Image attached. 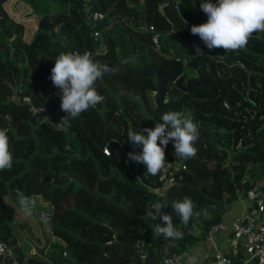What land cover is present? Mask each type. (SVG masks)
Here are the masks:
<instances>
[{"label": "trees", "instance_id": "16d2710c", "mask_svg": "<svg viewBox=\"0 0 264 264\" xmlns=\"http://www.w3.org/2000/svg\"><path fill=\"white\" fill-rule=\"evenodd\" d=\"M173 1L130 0L131 5L126 0H91L90 11L103 13V18L93 23L82 12L80 0H51L50 7L45 0H27L35 6L38 18L36 30L25 40L24 21H15L0 0V129L8 130L14 158L10 170L0 171V200L2 194L16 197L19 190L27 197L40 196L51 206L47 211L49 231L63 244L49 243L45 258L55 264H161L172 255L185 257L187 249L201 242L209 227L221 221L233 200L244 198L253 185L264 186V33L254 34L244 49L223 50L219 63L226 70L229 66V73L222 78L219 96L226 99L227 107L223 101L213 105L209 99L189 98V92L202 93L194 87L188 93L174 87L166 89L178 111L183 106L200 109L190 114L194 122L211 123V139L198 141L196 156L186 160L188 169L183 172L182 182L162 195L148 191L155 186L156 176L144 168L142 173L137 172L128 157H123L125 150L108 137L109 133L120 135V129L107 121L115 114L112 107L100 111L96 105L72 121L84 135L87 149L64 129L39 123L38 116L30 114L20 100L29 95L36 105L44 101L55 118H62V93L50 80L55 58L70 50L93 53L101 44L105 45L104 55L112 69L122 68L124 61L136 68L141 60H152L161 72L171 74L180 65L179 60H190L191 49L205 48L197 35L190 43L192 33L188 30L187 34V29L207 20L200 8L205 0H179L176 11ZM160 4L163 13L157 10ZM172 12H177L185 25L179 26ZM172 23L174 31L170 30ZM138 24L154 27L159 55L152 52L149 32L138 31ZM91 27L84 46V32ZM94 32L97 37L92 35ZM173 36H178L181 50L176 51L169 42ZM108 78L154 91L151 77L105 74L102 79ZM240 88H247L245 96L238 91ZM96 89L101 95L97 83ZM208 108L210 112L205 111ZM253 111L260 114L249 119ZM152 112L160 117L164 113L154 107ZM247 117L250 123L245 121ZM140 122L147 128H154L156 123L148 126ZM104 134L108 155L97 146ZM165 151L170 153V142ZM45 175L48 180L43 181ZM185 196L192 199L194 212L199 213L186 226L171 207ZM155 202L168 204L162 213L172 216L173 224L184 233L183 239L165 238L158 232L157 225L164 226V221L159 216L154 221L147 215ZM9 235L0 224V241L10 250V256L0 259L4 264L12 259L18 264L24 259L26 264L47 262L34 255L25 256L13 240H8Z\"/></svg>", "mask_w": 264, "mask_h": 264}, {"label": "clouds", "instance_id": "9594fccd", "mask_svg": "<svg viewBox=\"0 0 264 264\" xmlns=\"http://www.w3.org/2000/svg\"><path fill=\"white\" fill-rule=\"evenodd\" d=\"M200 8L207 15V20L193 25L190 31L200 38L209 51L217 48L224 51L241 50L254 34L264 33V0H216V3L205 0L200 3ZM196 54H203L202 49L196 48ZM108 71L104 63L95 60L87 51L82 54L62 52L55 58L50 80L62 93L60 108L65 113L59 124L70 127L71 121L81 113L104 102L105 97L96 90V82ZM7 131L0 129V171L10 170L13 166V152ZM199 135V126L190 114L170 109L162 114L154 128L128 131L129 142L140 149L138 152H129L128 157L143 164L149 175L156 176L168 164L165 148L170 141L173 142L175 153L187 160L196 156L195 145ZM16 197L24 215L31 216L33 201L19 190H16ZM167 205L155 202L147 210V215L154 221L158 216L164 221V226L158 224L157 230L165 238L183 239L184 233L173 224L172 216L162 213V208ZM171 207L185 226L194 215L199 216V213L194 212V202L187 196L181 202H174ZM189 264H199V261L193 256Z\"/></svg>", "mask_w": 264, "mask_h": 264}, {"label": "rangeland", "instance_id": "374dc122", "mask_svg": "<svg viewBox=\"0 0 264 264\" xmlns=\"http://www.w3.org/2000/svg\"><path fill=\"white\" fill-rule=\"evenodd\" d=\"M2 1H3L2 4L5 7V9L9 13H13V19L15 21H24L25 27H23L24 33L22 39L25 40L29 39L37 28L38 14H36L35 12V8H34L35 6L29 4L27 0H2ZM45 1L50 7L51 0H45ZM178 1L179 0L173 1V9L175 11H176L175 8L177 7L176 3ZM126 2L133 5L130 2V0H126ZM157 10L163 13L164 12L163 5L160 4ZM172 15L175 16V20L179 26L185 25L184 20L179 17V14H177V12H172ZM196 22H200V20L197 19ZM136 23H138V21H136ZM192 26L193 25H191V27ZM190 29L191 28L187 29V32L189 30V32L191 33ZM170 30L172 31V27L170 28ZM189 32L187 34H190ZM178 34H180V32H178ZM173 37L174 38L169 42L175 46V48L177 49L176 51L181 50L182 44L180 42H176V38H177L176 36ZM194 37L195 36L193 34H190L189 37L190 43L193 42ZM153 51L152 52L154 54L159 55V52L157 50H153ZM212 52L216 56H220L221 58L224 57L223 49L217 48L212 50ZM213 54H211L212 57H214ZM208 61L211 63L202 62L200 64L201 70L205 69L207 72H209L210 70V73H214L217 72L216 70H218L216 69V66H219V68L223 66L222 63H219V65H214L212 63V59H209ZM182 70L185 72V74L188 73V75H192L194 73L192 69H187L186 67H182ZM219 73H221V76L224 77L226 73H228V69L226 70V68L223 66ZM262 82L264 83V80H262ZM6 83L11 84L9 81H6ZM96 83L98 85V89L100 88V90L102 91L101 95L105 97L104 102L97 105L98 110L102 111V110H106L109 107H112L115 111V114L114 116L108 118L107 121L113 127L115 128L118 127L120 129V135L115 136L114 134L109 133L108 137L112 141L118 143L120 147H122L125 150L123 157L127 158L129 152L140 151L139 148H135L134 145L131 142H129L127 138L128 131L129 130L140 131L143 128H147L140 121H145V123H147L149 126L150 124L155 123L157 119L161 118L160 116H156L152 112L153 103L151 100V95L153 94L154 91L153 92L150 90L147 91L145 89L134 88L131 87L130 85H126L123 83L121 84V82L117 78L100 79ZM13 86L14 85H12V87ZM188 94H189V98L193 97L196 100L211 99L213 97L208 93L203 94V93L189 92ZM17 96L18 93H16L15 99H17ZM166 97L169 96L166 94L165 98ZM221 100L223 101V103H225L226 101L224 97H222ZM221 110L222 109L220 108L219 112ZM179 111L184 112L186 114H190V113L193 114L194 111L199 112L200 109L183 106L182 109H180ZM205 111L210 112L211 110L210 108H208ZM259 114H260L259 112L253 111L252 116L249 117V119H252V117L254 118L256 116H259ZM81 116L82 117L84 116L83 113L80 115V117ZM52 117L54 118L55 123L60 126V128L67 131V133L70 136H74V138L79 139L81 148H83V146H87L84 143L86 142L84 135L76 127V124L72 122L73 120L71 121V126L68 127L67 129L61 124H59L61 117L55 118L53 115ZM245 121L247 123L251 122V120H248V117L247 120L245 119ZM196 123L198 124L199 128H202L204 126L207 128L211 127V123L209 121L207 122V121L198 120ZM90 145L92 146V144ZM73 153L76 154V152ZM129 161L134 164L137 172L142 173L141 169L143 168L146 169L144 165L141 163L132 161L130 159ZM138 174L136 173L135 175L139 176ZM148 191L151 193V190L148 189ZM160 192H158L157 194H159ZM164 193L165 191L162 194ZM29 198L33 201L34 204L33 214L31 216L24 215L16 197L2 194L0 200V224L4 225L5 228L9 231L10 235L8 240H13L15 243L14 245H17V247L22 250L25 256L34 255L31 247V242L35 246L41 247L43 245V239H42L43 233L45 232L47 235L48 232L50 233L49 231L50 217L47 211L52 209L47 202L44 206H41V203L42 202L45 203V201H43L40 196L31 195L29 196ZM237 199H239V197H237L235 200ZM235 200H233L232 202H234ZM40 212L44 213L43 217L40 216ZM55 242L62 243L61 240L53 236L51 242L49 243H55ZM34 256L36 257V259L39 260L42 259L36 255ZM0 264H4L3 261H0Z\"/></svg>", "mask_w": 264, "mask_h": 264}, {"label": "built area", "instance_id": "2783aa9c", "mask_svg": "<svg viewBox=\"0 0 264 264\" xmlns=\"http://www.w3.org/2000/svg\"><path fill=\"white\" fill-rule=\"evenodd\" d=\"M80 1L82 12L93 23L103 18V13L90 11L91 0ZM136 29L140 32H149L150 47L152 51L157 50L159 52L158 33L154 30V27L139 24ZM92 35L94 37L98 36L96 32ZM20 100L27 106L30 114L38 116L39 123L56 124L53 122L52 114L44 101L36 105L29 95L22 96ZM57 127L60 126L56 125L55 128ZM63 149H68V146L65 145ZM100 150L104 155L109 154L106 146ZM165 158L168 164L156 175V184L150 189L151 193L156 195H162L170 186L181 183L183 172L188 169L186 160L175 153L172 141H170V153L165 151ZM158 192L160 193L157 194ZM244 198L247 200L248 206L246 210L241 211L234 217L228 230L219 222L209 227L202 238V242L209 247V250L202 255L205 264H264V197L260 185H253L246 191ZM40 216L43 217L44 213L40 212ZM220 232H225L226 240L230 243L229 252L224 253L217 248L216 236ZM4 256H10V250L5 242L0 241V259H3ZM143 257L144 254H141L140 259L142 260ZM183 258L172 255L163 259L161 264H166V262L168 264H179ZM10 264L18 263L12 259Z\"/></svg>", "mask_w": 264, "mask_h": 264}, {"label": "water", "instance_id": "95a60500", "mask_svg": "<svg viewBox=\"0 0 264 264\" xmlns=\"http://www.w3.org/2000/svg\"><path fill=\"white\" fill-rule=\"evenodd\" d=\"M93 27H91L89 30L84 32L83 35V42L84 46L86 45V41L88 38V34L92 31ZM175 25L172 23V31H174ZM105 45L101 44L99 47H97L91 55L93 56L94 59H102L105 63V65L108 67L109 71L106 74H119V75H125V76H139V77H151L152 79V84L154 88V92L151 95V100L153 103V107L160 111V112H165L167 110H177V105L175 102L172 101L171 97H166L165 98V88L168 83H174V88L182 91V92H187L189 90L190 85H195V86H202L205 87L207 84V77H205L202 73L196 70V65L195 61L197 59V55L194 56L193 60L191 62L185 63V67H190L193 71H195V74L197 76V80H192V79H187L185 80L184 84H182L183 78H184V73L180 70H174L172 71L171 74L166 75L163 72H161L157 66L153 63H145L142 60L140 61L139 67L136 68H131L129 67L126 62H123L122 68L120 69H112L110 62L108 58L104 55L105 51ZM73 52V51H69ZM88 52V51H87ZM90 53V52H89ZM206 54L209 55L210 51L207 49ZM183 57V55H179V58ZM210 91L215 95L213 102V105H216L218 103H222L220 97L217 94V86H214L213 88L210 89ZM242 96L245 95V91L240 92ZM243 117H236V119H241ZM200 129V135L199 139L201 136H204L207 139H211L209 130L207 128H199ZM198 139V141H199ZM197 141V143H198ZM108 142V138L106 134H104V140L101 143H98L97 146L99 149L103 148L106 146ZM196 143V144H197ZM196 146V145H195ZM48 180V176L45 175L43 178V181ZM43 239V245L41 247L35 246L31 242V247L33 250V254L46 260L49 264H55L54 261L46 259L45 258V251L49 245V242L47 238L42 235Z\"/></svg>", "mask_w": 264, "mask_h": 264}, {"label": "crops", "instance_id": "0c3cea01", "mask_svg": "<svg viewBox=\"0 0 264 264\" xmlns=\"http://www.w3.org/2000/svg\"><path fill=\"white\" fill-rule=\"evenodd\" d=\"M261 191H262V196L264 197V186L261 187ZM45 204L46 202L45 203L42 202L41 206H44ZM247 206H248V203L245 198H239L235 200L234 202H232L229 209L222 215L221 221H220L224 225L226 230L229 229L230 224L232 220L234 219V217L238 215L241 211L246 210ZM43 235L46 236L48 242H51L53 236L49 232H48V235L45 232L43 233ZM58 243L63 244L61 242H58ZM216 245H217V248L221 252H224V253L229 252L230 243L228 242V240H226L225 232H220L216 236ZM208 250H209V247L205 243H203L201 240V242L199 241L198 243L190 246L187 249L185 257L182 259V261L179 264H189V259L190 257H193V256L197 258V260L199 261V264H205L204 260L202 259V255L204 252H207ZM21 264H26L25 259L22 261ZM46 264H49V263L46 262Z\"/></svg>", "mask_w": 264, "mask_h": 264}, {"label": "flooded vegetation", "instance_id": "af4514ba", "mask_svg": "<svg viewBox=\"0 0 264 264\" xmlns=\"http://www.w3.org/2000/svg\"><path fill=\"white\" fill-rule=\"evenodd\" d=\"M206 50H207V48L205 47L204 49H203V53L204 54H201V55H197L196 54V51H195V49H191L190 50V52H191V58H190V60H188V62H191L192 60H193V58H194V56L195 55H197V59H196V61H195V65H196V70L197 71H199L200 73H202V74H204L206 77H207V79H208V81H207V84H206V86L205 87H202V86H195V85H190V87H189V89L191 88V87H194V88H196V89H198V90H200V92H202L203 94H205V92L204 91H207V92H209L210 94L212 93L211 91H210V89L211 88H213L214 86H217V94H218V96H219V88H220V84H221V81H222V76H221V73H219L220 72V69H218L217 68V66H216V69H218V70H216L217 72H214V73H210V70H209V72H207L205 69H203V70H201V63L202 62H205V63H207V62H209L208 60L209 59H212V63L214 64V65H218V63L221 61V57L220 56H216L215 54H213V52H212V50L210 51V54L209 55H207L206 54ZM211 54H213V56L214 57H212V55ZM183 55V54H182ZM176 59L177 60H179V59H181V58H179V56H177L176 57ZM145 63H153L152 62V60L150 61H147V62H145ZM179 63H181L179 66H177V70H181L183 73H184V78H183V81H182V84H184V82H185V80H187V79H192V80H197V76H196V74H195V71H193L194 73L192 74V75H188V73H186L185 74V72L182 70V67H185V62L183 61V60H179ZM209 63H211V62H209ZM154 64V63H153ZM186 68H190V67H186ZM227 68H228V73H229V66H227ZM191 69V68H190ZM203 71H205V72H203ZM215 76H214V75ZM152 80V79H151ZM233 86V84L231 85V87ZM170 87H174V83H168L167 85H166V88H165V93L167 94V92H166V89L167 88H170ZM245 91V95H246V90H247V88H245V89H241L240 88V90H238L239 92H241V91ZM153 92V91H152ZM241 94V93H240ZM244 95V96H245ZM220 97V96H219ZM214 98H215V95L213 94V97L211 98V99H209V100H211V101H213L214 100ZM220 99H222V98H220ZM222 101V100H221ZM225 106L227 107V105H226V103H225ZM214 108V107H213ZM157 116H159V115H157ZM208 129V128H207ZM201 138H204V136H201ZM200 138V139H201ZM199 139V140H200Z\"/></svg>", "mask_w": 264, "mask_h": 264}]
</instances>
